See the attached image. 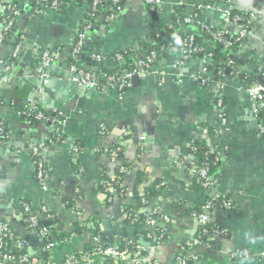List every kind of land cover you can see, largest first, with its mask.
Masks as SVG:
<instances>
[{"label": "crops", "instance_id": "1", "mask_svg": "<svg viewBox=\"0 0 264 264\" xmlns=\"http://www.w3.org/2000/svg\"><path fill=\"white\" fill-rule=\"evenodd\" d=\"M74 1L64 0L57 8L35 11L29 0H24L21 10L25 16L16 21L20 40L8 39L0 49V75L3 66L5 72L11 66L14 70L11 78H0V123L8 132L0 143V220L9 224L15 239L22 240L16 235L19 229L27 230L20 202H26L37 216L45 206L57 219L55 226H61L56 233L64 236L58 241L53 234L56 244L50 259L53 264H64L72 255L95 250V238L101 236L105 223L114 231L113 244L139 235L144 224L114 222V211L126 206L138 212L132 190L144 194L160 188L162 193L152 198L147 210L159 211L163 220L157 226L166 232V238L158 241L157 234L152 238L140 235L138 246L145 250L146 261L177 264V256L185 252L188 262L198 264H264L260 257L264 251V142L258 135V118L243 91L245 86L258 84L255 73L264 83L259 69L264 65V0H234L236 10L257 16L243 48L254 53L245 66L253 64L257 72L242 66L239 79L218 81L224 83L220 108L215 106L216 82L209 74L198 77L197 60L191 58L181 66V82L172 76L173 67L181 61V51L167 44L164 31L173 28L177 11H182L184 18L198 15L201 23L220 28L224 5L214 3L206 8L204 0H161L160 8L152 11L145 0H121V13L109 27L93 24L89 29L86 4ZM3 2L6 0H0V16ZM83 31L89 39L101 42L96 54L104 59V66L97 75L113 73L120 67L115 65L117 52L133 51L135 57V52L155 50L160 43L165 53L154 71H166L167 77L160 84L155 73L145 80L131 81V87L122 91L114 87L86 91L69 86L71 49ZM18 43L20 49L14 55ZM45 54L53 65L45 76L51 88L42 90L47 96L36 93L34 98L40 96L37 102L31 98L27 82L37 78L35 71ZM92 56H83L82 67L87 64L85 59L96 62ZM47 100L58 102L57 115H63L60 119L50 117L47 123L31 124L13 107L48 111ZM222 119L226 129L221 128ZM101 129L106 131L102 134ZM36 139L45 153L41 156L39 152L36 158L50 169L44 178L45 188L36 179L35 147L31 144ZM44 143L52 150L44 149ZM70 145L80 149L76 163ZM220 146L226 151L224 161L217 178H210L213 184L205 187L197 173L198 149L213 151ZM112 152L117 154L115 161L110 158ZM99 179L108 186L101 187ZM117 180H121L119 193L114 190ZM223 197L231 207H216ZM73 201L80 217L70 207ZM207 203L212 204L208 224L224 230L226 236L212 234L200 239L201 226L193 213ZM77 221L83 222L81 231L74 227ZM26 244L28 254L41 249L40 242ZM198 247L202 249L191 258L190 252ZM238 249L252 257L232 259V252ZM69 264L102 262L90 256L88 262Z\"/></svg>", "mask_w": 264, "mask_h": 264}, {"label": "built area", "instance_id": "2", "mask_svg": "<svg viewBox=\"0 0 264 264\" xmlns=\"http://www.w3.org/2000/svg\"><path fill=\"white\" fill-rule=\"evenodd\" d=\"M14 1V3H13ZM9 0L7 2V5L3 7V13L5 10H9L11 12L10 15H6L5 19L0 22V49L3 46V42L5 39V35L10 32L15 24L17 19L20 16L21 12V5L24 0ZM64 0H40V9L45 8H57V6L60 3H63ZM111 7H110V13L107 15L104 25V28L110 26L119 16L121 13V3L120 0H109ZM209 0H204V2H208ZM67 2V1H66ZM145 2L149 5L152 11H156L160 8L162 5L161 0H145ZM13 3V5H12ZM100 0H93L91 4V16H94L98 12V6L100 5ZM221 5L225 6V18L223 21V25L220 27L222 29H228L229 26H236L237 29V41L241 43V49L245 47V44L247 42L248 38V30L243 25H235L237 21L240 19L236 16H232L233 11L235 10V3L234 0H216V2ZM214 3H207L204 5L206 8H211L212 4ZM256 15L251 14V22L253 23L256 20ZM183 22L186 24H190L192 22V19L190 17H185L183 19ZM204 26V25H203ZM206 28H213L212 25L204 26ZM171 28V27H170ZM86 38V31H83L78 34L77 36V42L75 46L72 49V58L75 59L80 55L82 46L84 44ZM216 40L221 41V34L215 35ZM178 44L183 48V51H181V61L179 64L175 65L172 70V76L175 78L177 82H181L183 79V72L181 70V66L189 59L192 58L193 54L197 53L199 51L196 43L194 42V35L190 34L187 37H185L183 40H179ZM226 48H229L231 46L230 42L225 43ZM14 55H17L19 52V43L18 46L15 47ZM92 59L96 62L103 61L104 59L98 55L93 54ZM114 59L117 62L122 63L123 57L120 54H116L114 56ZM158 61L157 54L152 51L147 56H145L144 59L137 60L131 69L123 71V72H116V73H107L103 76H99L96 73H93L91 71H87L84 68H80L72 63L69 68V80L71 83L76 85L77 87L86 90V91H100L102 88L105 87H114L118 90L122 91L124 89H128L131 87V81L134 77H137L138 79L145 80L148 77H150L153 74H157L159 78V83H163L165 77H167L166 71H160L157 70L154 71V65H156V62ZM51 57L48 54H45L42 58L41 65L38 68V72L41 75V77H45V74L43 73V70L45 67L50 65ZM203 63L209 64V60H204ZM121 65V64H120ZM260 71L264 69V65L259 67ZM264 75V70L262 71ZM208 75L207 71L204 69L198 70V77H206ZM100 77V81L98 82L97 78ZM3 81H7V79H2ZM47 81H44L46 83ZM100 82H102L103 85H100ZM223 82H216L215 87L217 94L215 96V106L216 108H220L222 104V93L223 90ZM244 93L246 94L251 107L253 114L259 119V129L258 132L260 134L264 135V121L261 119L260 114L264 111V86L257 84V85H249L245 86L243 88ZM35 111V110H34ZM32 112V111H29ZM63 116L61 113L55 117L60 119V117ZM36 117L38 119H44L45 121H48L49 118L45 117L42 112H37ZM227 123L224 119L221 121V128L226 129ZM106 130L101 129V133L103 134ZM42 149V146H37L32 149L34 158H35V170H36V179L37 181H40L42 184V187L45 188L44 184V178L46 175V171L44 170V165L40 160H38V153ZM70 151L72 152L73 156V162L76 163V158L78 154L80 153V149L76 145H70ZM37 155V158H36ZM224 156L220 151H217L215 156V161L221 165L224 161ZM110 158L112 161H115L117 158L116 152L110 153ZM80 172L82 170H79ZM197 173L199 174L202 185L205 187H209L213 184V182L208 179L207 171L205 169V166H200ZM99 185L103 188H106L108 186V183L105 181H101ZM161 187V186H160ZM78 194V198H79ZM142 203L144 205L147 204V200H142ZM20 206L22 208V214H23V223L25 225V228L27 231L35 236L36 238L40 239L43 243V246L41 247L42 255L43 253H47L49 255L52 254L55 247V242L52 239L53 231L51 229H54L56 224L51 225V227H41L38 225L37 216L32 213L31 207L26 202H20ZM223 206L225 208L230 207V204L225 202L223 203ZM212 208L211 203H207L205 206L202 207L203 212L202 213H193L194 216L197 217L198 222L201 226L200 230V239L203 235L206 234H214L218 236H226L225 231L221 230L217 227L209 226L208 224V215L207 212ZM74 212L76 216L80 217L79 209L76 206H73ZM40 213L44 215L45 220H52L54 218L53 214L48 211V209L45 206H41ZM166 220V218L164 217ZM159 220H163L161 214L156 208L149 209L148 212L145 215V219L143 221V224L145 226V229L147 231L146 236L148 238H152V236L156 235V239L158 241H161L166 238V232L162 229H156L157 223ZM52 231V234L49 232ZM98 237L95 238L96 243L98 244L96 249L93 250L91 253L87 254H80V255H72L68 259H66L64 264H69L71 262L76 261H84L88 262L90 256H94L97 259H99L102 263L108 260H113V264H159L157 261L148 262L145 259V250L141 248L140 246H137L136 249L132 253H128L127 250H119V248L113 244L109 246H103L98 243ZM42 257V256H41ZM36 258L32 257L27 253V244L23 240H17L14 237L13 230L6 222H0V264H53L51 259L50 260H44L42 258ZM251 258V254L246 250H234L231 254L232 259L236 258ZM260 257L262 260H264V251L260 254ZM110 264V263H107ZM177 264H188L185 252L180 253L177 256Z\"/></svg>", "mask_w": 264, "mask_h": 264}, {"label": "trees", "instance_id": "3", "mask_svg": "<svg viewBox=\"0 0 264 264\" xmlns=\"http://www.w3.org/2000/svg\"><path fill=\"white\" fill-rule=\"evenodd\" d=\"M13 1V0H12ZM101 3L98 6V12L94 14V16H91V4L93 0H75L74 3L77 5H82L86 4L87 7V12H88V22H89V29L90 27L93 26V24L97 25H102L104 26L106 24L105 19L107 15L110 13V1L107 3H104L103 0H100ZM216 0H209L208 2H204L203 6L206 5L207 3H214ZM14 3V1H13ZM12 3V5H13ZM29 3L31 4V7L33 10L37 11L40 7V0H29ZM11 12L7 9L4 11V14L0 16V22L5 19L6 15H10ZM251 12H243L240 10H234L232 13V16L238 17L240 20L236 22L235 25H243L246 27L248 30V33L252 30V25L253 23L251 22ZM25 13L23 10L20 12V17H24ZM184 16L182 14V11H177L176 17L174 18V25L173 28H166L165 29V34L168 38L167 44L170 45L172 48L177 49L179 51H183V48L178 44L179 40H183L185 37H187L190 34L194 35V42L196 43L199 51L195 54H193L192 58L198 61V68L199 69H204L207 71L209 74V79L213 82H218L222 80H228L231 78H237L239 79L240 76L242 75L241 73V67L234 61L233 57L244 54L243 58L244 60H252V56H254V53L251 51L243 50L241 49V43L237 41V29L236 26H233V28L230 30L228 29H222L218 27H213V28H206L204 26H207V24H203L198 20V15H193L191 17L192 22L190 24H186L183 22ZM204 25V26H203ZM188 29L189 31L187 33H183L182 31ZM18 26L15 24L14 28L8 32L5 35V39L3 44L8 40L12 39L14 37H17V41L20 40V35L21 33L19 32L17 34ZM17 34V35H16ZM221 34V41L216 40L215 35ZM86 34V38L84 41V44L82 46L80 55L86 56V55H91V54H96V49L100 45V39L98 38H88ZM159 38V36L155 39V41ZM77 42V38L73 44V47L75 46ZM230 42L231 46L229 48H226L225 43ZM141 46L146 47L144 44H141ZM72 47V49H73ZM72 49H71V57L70 61L71 63L75 64L76 66L83 68L81 65V60H79V56L76 57L75 59L72 58ZM157 56H158V61L156 62V65H154L153 68H155L161 58L162 55L165 53V47L158 43V46L155 50H153ZM241 52V54H239ZM117 54L122 55L123 57V62L121 63L120 67L117 68L113 73L115 72H123L126 70H129L132 68L134 63L137 61L134 57V52L133 51H121L117 52ZM116 55V54H114ZM209 60V64H205L202 61L203 60ZM198 69V70H199ZM264 69L261 70V72ZM251 72V71H250ZM257 72V69L254 70V73ZM112 73V72H111ZM251 72V74H254ZM250 78V77H249ZM100 85H103L102 82H100ZM125 90V89H124ZM13 107L18 113H22L27 120L31 124H36L40 122H45L47 123L48 121H45L44 119H38L36 117V113L38 112L37 110H33L32 112H29L28 110H24L22 106L13 104ZM43 115L45 117L50 118L51 114L48 111H42ZM261 119L264 121V111L260 114ZM7 129L0 123V143L4 142L7 137ZM258 135L261 137V140L264 142V135L260 134L258 132ZM210 148H199L198 149V159H199V165L200 166H205V169L207 171V177L208 179L212 178V180H215L217 178V172L220 167L219 163L215 161V156L217 151H220L223 155H225L226 151L223 147H217L216 149H212L213 151H210ZM36 161V160H35ZM44 170L46 171V174L49 172V168L44 166ZM99 183L103 181L102 179H99ZM40 183V181H38ZM121 180H117L114 183V190L119 193L121 191L120 187ZM202 183V181H201ZM125 187V186H124ZM163 189H152L148 190V192L144 194H139L137 190H132V195L136 199L138 206L137 209L138 212H134L131 207H126V206H120L118 207L113 214V221L117 222L121 220L122 223H129V222H141L143 224V221L145 219V215L148 212L147 207L149 206L151 200L153 197L156 195H160L162 193ZM118 198H123L125 196L123 195H117ZM147 200V204L144 205L142 203V200ZM229 203L228 199L223 197L221 200L217 201L216 207H223V203ZM76 202H72L70 204V207L75 206ZM230 207H231V203ZM222 205V206H221ZM199 208H196L195 212L197 214L202 213L203 210ZM33 213V212H32ZM137 213V214H136ZM37 216V215H36ZM38 220V225L41 227H51V225L57 223V219L54 218L52 220H45L44 215H38L37 216ZM0 222H4L3 220H0ZM83 222L77 221V223L74 224V227L76 228L77 231H81L83 226L81 225ZM81 226V227H80ZM210 226V225H209ZM156 229H160L159 226L156 227ZM53 231V234H56V239L58 241L63 240L64 236L63 234H58L56 233L55 229H51ZM146 229L142 231L139 235L134 237L133 239H125V240H119L115 244L119 250H127L128 253H132L136 247L138 246V241L140 239V235L145 237L146 236ZM210 234L203 235L201 239L209 238ZM44 242H40L41 247L43 246ZM103 246H108V245H103ZM80 255V254H78ZM42 259L44 260H50V255L47 253H43ZM187 262H188V257L186 256ZM113 264V260H108L103 262L102 264Z\"/></svg>", "mask_w": 264, "mask_h": 264}, {"label": "water", "instance_id": "4", "mask_svg": "<svg viewBox=\"0 0 264 264\" xmlns=\"http://www.w3.org/2000/svg\"><path fill=\"white\" fill-rule=\"evenodd\" d=\"M109 0H103L104 3H107ZM7 0L6 2L2 3V8L5 7L7 5ZM122 1L120 0V3ZM87 37L89 38V35H87ZM87 38V39H88ZM86 41V40H85ZM87 42V41H86ZM15 46V45H14ZM153 51V48H148L145 52H135V59L140 60V59H144L145 56H147L149 53H151ZM242 55H238L233 57L234 61L241 67V72L244 71L242 69V66L246 65V60L242 59ZM79 60H83L84 57L83 56H79L78 57ZM12 62H15V58H11L10 59ZM85 62L87 63L86 65H83V68L86 69L87 71H91L93 73L99 74L101 72V68L104 66L103 62H93V61H89L88 59H85ZM89 64V65H88ZM121 63L120 62H115L116 66H119ZM254 65L253 64H248L247 66L244 67L253 71L254 70ZM53 69V65H48L47 67L44 68L43 73L46 75H48L50 73V71ZM13 66H11L8 70H6L5 72V66H3L2 68V74L0 75V78L3 77V75H6L7 78H11L12 77V72H13ZM35 75L37 76V78L35 79H30L27 84L31 87V98H33L34 100H36L37 102H39V97L34 98V95H36V93H39L40 95L43 96H47V94L45 92H43L42 90L46 89V88H51V85L49 84V82L44 83V81H47L46 77L41 78V75L38 72V69L35 71ZM242 76V75H241ZM258 84L264 86V83L262 82V76L258 75L257 73H255V77H254ZM98 82L100 81V77L98 76L97 78ZM138 80L137 77H134L132 79V81H136ZM33 83V85H32ZM73 83H69V86H73ZM48 101V106L46 107V109L50 112L51 117L55 118L57 116V110H58V102H53L51 100H47ZM38 107V106H37ZM39 108V107H38ZM258 121V129H259V124L260 121L259 119H257ZM50 123H48L49 126ZM52 130H56V126H52ZM53 139V138H52ZM51 139V140H52ZM39 139H36L34 141H31L32 147H37L39 144ZM43 148L46 150H52V148L49 147V145L47 143L43 144ZM43 154H45L43 152V150H40V155L42 156ZM215 203V202H213ZM104 226L102 227L103 232L101 234V236L98 239V243L101 245H113L114 243V231L112 229H110V226L108 224H103ZM50 227V226H49ZM61 226H57L55 228L56 230H59ZM19 232L16 233L17 236H19L22 240H24L25 242H27L30 246H34V244H36L37 242H41L40 239L36 238L35 236L31 235L27 230L24 229H19ZM50 234H52V231L49 232ZM52 239L54 240V236H52ZM144 246H146V244H144ZM202 248H194L191 252H190V257L193 258V256H195L196 252H198L199 250H201ZM30 256L32 257H36V258H40L42 256V251L40 250H36L33 252V254L30 252L29 253ZM188 264H198L197 262L194 261H190L188 262Z\"/></svg>", "mask_w": 264, "mask_h": 264}]
</instances>
